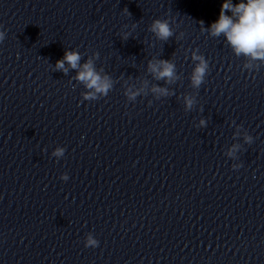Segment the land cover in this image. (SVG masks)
<instances>
[{
    "label": "clouds",
    "instance_id": "clouds-1",
    "mask_svg": "<svg viewBox=\"0 0 264 264\" xmlns=\"http://www.w3.org/2000/svg\"><path fill=\"white\" fill-rule=\"evenodd\" d=\"M231 12L232 15H227ZM203 25V21L200 22ZM157 39L167 41L172 35V30L167 21L156 19L153 21L150 29ZM212 36L224 34L228 42L233 46L235 52L239 55L244 53L254 59L264 60V0H247V3L241 2L232 4L230 0H223L218 19L210 25ZM128 34L124 35L127 39ZM5 39V32L0 31V42ZM81 56L75 51H66L62 60L56 63V69L62 70L65 74L68 69L65 68V62L73 68L79 67ZM194 60L200 63L195 67L191 80L194 87H199L206 75L208 64L202 57L193 56ZM149 70L158 80H166L171 82L175 75V65L168 60H159L157 62H149ZM77 80L85 82L88 89L94 90L85 94L84 99H96L97 94L107 95L111 88V81L108 77H101L93 67V63L89 60L83 65V70L79 71ZM154 92L167 95V89L156 87ZM136 93L131 94L130 98H134ZM193 100L186 99V105L191 108ZM203 124L204 121H201ZM247 142L251 143L252 138L247 137ZM64 150L57 149L54 155L62 156ZM66 179V177H64ZM98 241L93 239L91 235L87 239L85 247L95 248Z\"/></svg>",
    "mask_w": 264,
    "mask_h": 264
}]
</instances>
